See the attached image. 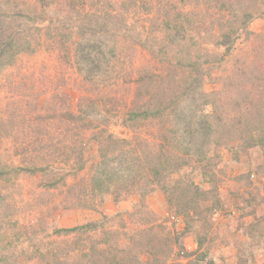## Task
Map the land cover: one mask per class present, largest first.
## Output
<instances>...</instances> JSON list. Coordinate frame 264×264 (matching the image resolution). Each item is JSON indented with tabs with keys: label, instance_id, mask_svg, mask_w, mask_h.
<instances>
[{
	"label": "rangeland",
	"instance_id": "obj_1",
	"mask_svg": "<svg viewBox=\"0 0 264 264\" xmlns=\"http://www.w3.org/2000/svg\"><path fill=\"white\" fill-rule=\"evenodd\" d=\"M207 2L0 0V264H264V0L229 50ZM105 132L204 154L150 191Z\"/></svg>",
	"mask_w": 264,
	"mask_h": 264
},
{
	"label": "trees",
	"instance_id": "obj_2",
	"mask_svg": "<svg viewBox=\"0 0 264 264\" xmlns=\"http://www.w3.org/2000/svg\"><path fill=\"white\" fill-rule=\"evenodd\" d=\"M207 1V0H204ZM249 1V4L247 2ZM262 1L263 0H208L207 6L211 7L216 11L217 16L219 18L218 22V29L216 30V42L217 44L225 46L226 50H229L235 40L238 38V31L245 28L246 24L255 16H259L262 14ZM144 3V2H142ZM164 9L163 16H166V19L168 23H173L172 28L170 29L171 34L173 32H177V25L179 24V21L174 16H169L167 13V6H162ZM132 8H135V6H132ZM130 9V8H128ZM167 13V15H166ZM91 15L88 13L84 14L82 16L83 19H85L87 22L91 23ZM115 18H119L120 21H124L123 18H120L118 15H113ZM165 19V17H163ZM128 26H125L127 28ZM168 33V35H171ZM191 59V58H190ZM190 72L189 74H186L185 78V87L187 90L188 87L193 86L196 81H198L200 78H198V75H195V72L198 69V63L195 60H190ZM194 72V73H193ZM198 78V79H197ZM148 81H150L148 77ZM147 81V82H148ZM140 86L145 85V82H140ZM138 85V86H139ZM180 95V93H174L172 94V100L169 99L164 103V106L161 105L159 100H155V102L152 104L150 100L145 99V106L143 111V115H147L152 112L153 115H164L167 114L168 116L174 113L175 106H172L175 102L174 96L177 98ZM144 101L143 100H132V103L129 107H126L124 105L125 110L123 113L128 115V117L135 118L139 115L140 109L142 108ZM166 105V106H165ZM206 117L208 116L207 113H203ZM174 123V122H173ZM207 121L204 120V126L206 128H210L211 126L207 125ZM79 124H76V122L73 123L72 128H75V126H78ZM85 125V124H81ZM98 126V125H97ZM166 129V128H165ZM203 129V127H202ZM169 130V129H167ZM183 135H186L188 133L187 129L185 128L182 132ZM78 135L79 133L75 131V135ZM135 136V135H134ZM80 138L77 136V139ZM135 138V139H134ZM131 139L126 138H114V136L111 133L105 132V136L103 137L104 143H105V149H108V152L111 151L112 146H116L113 148V151L115 152L118 150V154L123 155L122 160L125 163V169L129 170V172H136L140 175L144 176L141 179L144 180L146 186H148L149 190L151 191L154 189V185L156 182L161 183V187L163 189H167L166 184L164 183L165 178L170 175L172 172H176L179 170V168L183 167L184 165H187L193 163L194 161H199L202 155L204 154V150H192V146L190 143L186 142V144L180 143L178 140V136H172L168 137L167 135H164V138L161 140L162 148H160L159 152H156L152 149H145L140 148L136 150V146L133 142H141L138 140L137 135L136 137ZM187 141V140H186ZM123 143V144H122ZM254 142H251L249 145H252ZM125 144V145H124ZM157 154V165L155 166L153 163L150 162V158ZM111 155V154H110ZM109 155L105 154L103 155L104 158H107ZM110 157V156H109ZM101 158V155H100ZM199 158V159H198ZM42 166H36L33 167H26V169L31 170H39L42 169ZM105 177V176H104ZM100 178L101 181L106 180V178ZM174 182L181 183V180L175 179ZM184 185L188 188H190L193 184L184 183ZM194 186V185H193ZM88 224L75 226L71 228H65L63 229L64 232H78V230H85ZM102 247L97 246L95 248L96 255L98 258L108 256V250L104 247L103 243L101 244Z\"/></svg>",
	"mask_w": 264,
	"mask_h": 264
}]
</instances>
